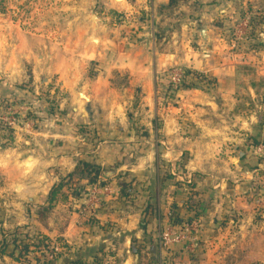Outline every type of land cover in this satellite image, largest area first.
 <instances>
[{"label":"crops","instance_id":"obj_1","mask_svg":"<svg viewBox=\"0 0 264 264\" xmlns=\"http://www.w3.org/2000/svg\"><path fill=\"white\" fill-rule=\"evenodd\" d=\"M48 12L59 25L46 32L58 38L33 35L24 49L32 50L35 84H61L67 116L0 152L2 225L59 240L63 264H102L107 249L121 246L138 260L137 244L161 259L177 254L184 264H222L228 226L241 223L243 236L250 226L264 228V187L254 193L264 156L253 143L264 135V0H65ZM238 17L241 31L253 25L236 49L226 26ZM173 68L204 82L165 105ZM81 126L93 133L92 140L84 136V150ZM81 162L103 170L91 215L84 203V215L43 221L52 190ZM179 164L197 177L192 193L169 180L180 178ZM120 184H129V202ZM62 207L58 199L51 209ZM193 222L195 233L162 245V229Z\"/></svg>","mask_w":264,"mask_h":264},{"label":"rangeland","instance_id":"obj_2","mask_svg":"<svg viewBox=\"0 0 264 264\" xmlns=\"http://www.w3.org/2000/svg\"><path fill=\"white\" fill-rule=\"evenodd\" d=\"M64 1L65 0H43L38 3V0H0V152L15 148L19 136L30 137L43 126H60L59 123L65 115L66 110L64 106L66 104L62 106V102L65 101V94L61 84H58L56 79H50V82L46 84H44L43 79H40L35 84L33 66L32 63L29 62L30 58H28L32 50L29 51L27 48L24 49V46L27 47V40L33 37V35L44 36L45 38L50 37L52 40L58 38L57 34L50 35L46 32L47 30L49 31L50 28L56 31V27L59 25L57 19H54L52 13L48 11L52 8L54 11H59V9H62ZM240 19L241 18L238 17L235 21L236 25L233 26V28L231 24L226 26V31H228L226 34V41H228V43L229 41L232 42L231 46H235L234 48L236 49L240 48V43L246 39L247 33L249 31L251 32L250 26L253 25V23L251 25V21L249 23V29H247L248 31H244V29L241 31ZM60 22L62 24V21ZM23 41H25L24 44ZM93 73L90 72L91 78L94 76ZM203 82L204 81L199 84ZM193 88L191 87L190 90ZM186 89L188 88L180 87L171 100L167 99L168 93L165 89L162 102L165 105H173L178 95ZM82 93L83 97L84 92ZM78 132L79 139L82 143L81 148L84 150V136L92 140L91 137H93V133L88 132L86 129L84 130L83 126H81ZM261 137L260 133L259 143H257L258 141L255 138L253 143L260 155L264 156V135L262 139ZM88 144L91 145L90 143ZM182 164L186 165L187 162H182ZM179 165L180 169H178V173L180 178H170L169 174V180H173V182L176 180L179 181L180 184L178 185L181 188L185 185L187 190L192 193L191 186L197 177L188 174L187 168H183L181 164ZM171 169H173L172 165L166 164L165 170L167 174L168 172L171 173ZM175 171L177 170L175 169ZM84 182V180L80 181L83 190ZM69 187L70 186H67L65 192L58 197L59 204H64L67 208L62 207L57 211L51 209L47 212H41L40 218L43 221L48 220L50 217H59L67 220L66 214L68 215L70 212L78 213L79 210L81 214L84 215V203L87 212L90 214V206L94 201V197H96V194H93L94 185L85 186V193L83 192L82 198L79 199L74 198L72 195L73 191L70 190ZM257 187H264V178H261L254 187V193L256 192L259 194L260 190L257 191ZM261 197H264V193ZM14 200H16V198H14ZM10 202H13V200L11 199L9 203ZM186 225L194 229L193 233L196 232L197 224L195 225L194 222L179 225V229H176L177 227L175 228V226L166 227L167 229L164 230L162 229L160 234L162 245L166 248L168 246L172 247L173 245H177L179 242H165L164 234L168 232L167 230L169 229L179 233ZM241 225V223H233L227 227L225 247L222 248L223 244L219 251L222 264H264V228L250 226V229H245L243 236L240 234ZM19 228L24 227L5 228L2 225L0 212V235L3 231L13 232ZM25 233H30V231L28 232L25 228ZM30 234V237L33 235L39 239L36 240L35 238V240H33L35 243H39L40 241L47 245V247L41 248L38 255L33 253L25 255L22 253L23 249L20 243H18V248L16 249L11 243V238H9L8 240H10V242L4 250V253L1 252L2 246L0 244V264H63L60 263V260L65 255L63 253L66 247L62 242L59 240L52 241L42 235L37 236L32 233ZM256 238L258 240H256ZM126 249L124 246L119 247L116 252L107 249L105 255L103 254L101 256L103 261L102 264H121L122 260L124 258L127 259V257H130V259H128L129 264H184L183 258L179 257V255L177 257V254H173L172 256L168 254L164 259H161L159 255L154 257L152 253L144 249L143 244L140 246L137 244L135 247V249L139 251L140 257L138 260H135L136 257L132 252L126 254ZM112 253L115 255L112 256ZM217 263L218 262H215V264Z\"/></svg>","mask_w":264,"mask_h":264},{"label":"trees","instance_id":"obj_3","mask_svg":"<svg viewBox=\"0 0 264 264\" xmlns=\"http://www.w3.org/2000/svg\"><path fill=\"white\" fill-rule=\"evenodd\" d=\"M186 72V79L184 80V83L182 85L183 88H193L195 87V83L204 81L203 75L191 71V70H185ZM103 174V170L94 164L81 162L80 165L77 167L74 173L70 174L67 179L68 181L66 183L60 182L54 189L52 190L49 200H48V206L45 208L46 211L52 208V205L55 201L58 200V196L60 194H63L64 188L67 186H70L69 189L73 191L72 195L74 198H82L83 192L85 193V186L87 185H95L99 182L100 177ZM84 180L86 184L83 186L80 185V181ZM120 197L124 199L125 201H130L132 197L131 188L129 184H120ZM181 219H178L174 221V224L178 223ZM27 229V228H26ZM30 233H25V227L19 228L14 230L13 232H6L3 231L0 235V244L2 246L1 252L4 253V250L9 245L10 240H12V245L17 249L18 243H20V246L22 247V253L25 255L28 254H39L41 248L47 247V245L43 244L39 241V243H35L36 240H39L37 237H30ZM11 238L10 240H8ZM29 240V241H27ZM33 241V242H32ZM23 244V245H22ZM64 264H101L100 260H96L93 263L84 260V258H77L68 260Z\"/></svg>","mask_w":264,"mask_h":264},{"label":"built area","instance_id":"obj_4","mask_svg":"<svg viewBox=\"0 0 264 264\" xmlns=\"http://www.w3.org/2000/svg\"><path fill=\"white\" fill-rule=\"evenodd\" d=\"M133 1V0H128ZM166 91L168 93L167 99L171 100L176 91L182 87L184 80L186 79V72L183 68H173L167 74ZM93 194H96V188H93ZM164 234V241L167 243H178L189 234L193 233L194 229L191 226L186 225L182 228L181 232H175L174 230H167Z\"/></svg>","mask_w":264,"mask_h":264}]
</instances>
